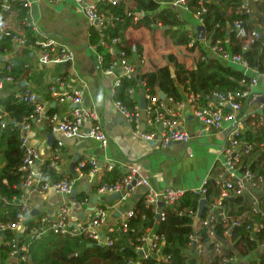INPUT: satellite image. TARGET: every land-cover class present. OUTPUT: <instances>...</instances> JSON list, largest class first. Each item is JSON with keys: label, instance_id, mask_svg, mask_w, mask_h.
<instances>
[{"label": "built area", "instance_id": "2783aa9c", "mask_svg": "<svg viewBox=\"0 0 264 264\" xmlns=\"http://www.w3.org/2000/svg\"><path fill=\"white\" fill-rule=\"evenodd\" d=\"M16 0H5L2 3L3 14L0 15V30L6 35L13 36V39L21 44H27L26 39L21 36L13 35L5 24L4 13L11 9L12 3ZM26 6H29L28 0H21ZM52 3H59L62 0H49ZM101 0H75L80 6L91 26L97 28L104 35L103 29L110 21L105 14L101 13L98 8V2ZM116 2L117 0H106ZM259 0H244L240 6L242 13L251 15L253 12L254 2ZM176 9L183 7L189 9L186 0H173L170 2ZM206 12V9L195 13L202 21L201 14ZM25 23L28 26H35L27 18ZM234 29L237 36L242 40L243 50L247 51L251 45L260 39L261 32L258 29L247 30L244 27L242 20L234 21ZM119 41V38L112 39V43ZM195 40L190 43L194 45ZM104 45L109 48L112 46L102 40ZM30 48L37 49L39 58L42 63H60L67 62L73 59V51L70 47L58 43L54 38L46 37L36 40L34 43L27 44ZM97 63L101 71L106 75L117 74L115 86L118 87L122 78H134L137 74V68L143 63L140 60L138 65L132 64L124 52L116 51L117 57L112 63L102 68L104 57L97 53ZM115 50V48L113 49ZM213 55L217 58L239 65L243 68L247 79H242L241 82L246 85L244 90H215L208 96L204 106H196L195 116L201 127L210 132L227 130V142L221 147L217 163L214 165L213 171L209 174L208 180L205 181L199 189L194 188L186 190L182 188L167 187L163 192L151 187L149 181L144 177H139L138 170L135 167H130L126 175L121 181L116 184H104L98 192L101 193H122V198L119 201H124L134 194H138V188L144 190L141 196L145 197V202L148 206H155L157 214L156 221L165 219V211L159 210L158 207L164 205H174L190 191L199 196L198 206L196 209L185 206L178 210V215L187 216L193 220V231L189 235L188 252L197 259V264H251L259 258V254L264 252V160L258 161V156L264 152V141H250L244 137L246 129H251L254 133L257 128L264 126V114L259 110L251 116L258 119L248 122L249 117L244 114L238 115L244 107L243 100L248 99L251 95V90L248 87L258 83L259 77L264 78V71L260 75H249V71L253 69L249 62L242 54H236L222 46L221 42L211 46ZM12 65L7 67L8 70ZM120 69V71H118ZM14 77L8 73H4L0 66V89L7 83H15ZM53 99L58 103H66L74 105L73 112L69 117H60L58 113L46 115V103L40 98L39 94L30 90L16 91L15 96L20 100L29 102L34 105V113L29 118H25L19 123L21 129V146L24 150V159L22 170L26 173V178L22 182L20 188L23 192L21 202L24 203V214L20 215L18 221L15 222H0L1 233L20 232L27 233L28 239L21 240L13 237L7 242L10 253L16 255L21 260L22 264L27 263L30 256L31 243L34 239H41L48 233L81 235L97 241L101 244L112 245V233L120 227L127 229V221L135 216V207L125 212L124 216L116 223V227L109 226L108 230H104V225L108 221L110 211L116 207L118 202L104 205L96 208L95 215L87 223H72L69 218V209L66 204L60 205L54 216L48 215L31 216L33 210L26 202L25 191L30 188H39L40 191L53 188L56 192L62 195H69L73 191L75 179L66 177L59 180H54L50 172H44L42 169L41 155L39 150L31 142L28 131L31 128L32 122L46 119L53 134H61L64 139L72 138L86 134L84 128L89 129L88 135L100 142L102 146H107L109 138L105 129L101 124V117L95 108L78 106L82 104L84 92L82 89H74L68 91L64 87L52 85L50 88ZM133 94L135 91L130 90ZM194 99H198L197 95H191ZM147 100L144 111L147 113L146 121L149 125H153L159 129L162 145L168 147L172 142L188 143L192 140V136L184 130L179 122L173 118L171 110H163L164 102H162L159 94L145 95ZM115 104L121 114L130 122L135 124V132L146 139H153L158 132H141V112L142 108L136 105L131 109L127 104L120 100H116ZM229 107L231 111H225ZM263 109V106H261ZM1 127H5L9 121V113L2 107L0 108ZM64 141H59L57 149L54 152L53 159L50 160V167L56 169L58 161L61 157V147ZM258 164L257 169H253V164ZM86 163H81L79 169L83 175L82 167ZM92 169L89 173H95L99 170L97 164H91ZM108 169L114 168L113 164L107 165ZM136 180V184L132 185ZM213 182L215 191L210 192L208 183ZM129 186H131L129 188ZM140 194V193H139ZM202 199L206 200L202 214H199V205ZM162 203V205H160ZM260 216V218H256ZM39 217V218H38ZM198 218V222H195ZM35 220L37 225H30V220ZM221 228L220 232L218 228ZM238 227H245V232L251 242L252 248L246 242L241 240L235 230ZM153 227L146 228L142 236L139 238L140 245L137 246V251L143 253L142 258L155 257L156 264H165L171 261V255L164 252L166 245V235L157 233L150 244L152 238L151 231ZM242 237V236H241ZM128 264H136L129 261Z\"/></svg>", "mask_w": 264, "mask_h": 264}, {"label": "crops", "instance_id": "0c3cea01", "mask_svg": "<svg viewBox=\"0 0 264 264\" xmlns=\"http://www.w3.org/2000/svg\"><path fill=\"white\" fill-rule=\"evenodd\" d=\"M4 1L0 0V15L3 14L2 3ZM28 2L27 16L22 19L18 7L22 2L12 3L11 9L4 13L6 26L15 33L24 34L27 18L35 26V28L31 26L36 36L34 42L46 37L54 38L58 43L70 47L74 56L67 62L42 63L39 58L40 52L37 49L13 39L11 48L0 54V65L4 66L6 61L23 59L26 73L22 76V80L7 83L0 89V97H7L19 90L30 89L38 93L46 103V112L49 107H53L56 108L60 117H69L74 105L56 102L51 95L50 88L52 85H57L68 91L82 89L84 96L81 106L98 110L101 124L109 138L108 145L104 147L88 135L87 127L84 128L86 134L64 139L61 134L52 133L51 126L46 119L32 123L28 136L40 152L41 163L44 164L53 159L58 142L62 140L64 145L61 147L62 153L56 170L64 176L75 179L71 194L62 195V197L53 188L45 191H40L39 188L26 190L24 196L26 202L33 211H39L36 216L43 214L52 217L60 205L66 204L72 223L88 222L95 215L96 208L118 202L108 217L109 226L116 227L117 221L124 216L125 212L135 207L138 197L136 193L124 201L108 202L107 198L114 194L98 192L97 188L103 180L105 171L110 170L107 167L109 164H113L114 168L117 167L123 174H126L130 167L137 168L139 177L146 178L151 187L156 190L167 187L186 190L202 187L217 163L221 147L227 142L228 131L210 132L201 127L195 116V109L196 106H204L206 102L200 100V95H197L198 99H194L191 96L195 95L194 93L185 94L183 101H174L166 96L162 97L160 90L157 93L164 102L163 110H171L173 118L191 134L190 142H172L168 147H164L159 129L148 124L147 113L144 109L141 112V132L155 131L158 133L153 139L142 137L135 132V124L128 121L115 104L117 74L106 75L99 68L97 55L93 49L95 44L91 43L90 29L92 26L75 0H62L59 3H52L49 0H28ZM163 4L167 5V2ZM254 6L250 22L259 30L263 27L260 18L264 13L256 8L255 3ZM176 10L180 18L185 21L183 28L195 35L194 40L195 42L198 40L199 44L176 45L165 33L168 27L159 24H155L153 28H130L126 34L127 38L133 42L135 48L136 45L142 47L141 60L143 63L141 65L139 63L138 67L140 66L143 71L154 70L166 65L174 70V66L169 63L168 59L171 54L190 69L197 67V62L203 54L215 57L211 51L212 43L206 37V31L205 39H198L199 28L204 27L202 21L189 9L178 7ZM196 19L200 20V24H196ZM260 32L263 34L264 30ZM1 34L3 32L0 30ZM249 75L258 76L260 72L251 69ZM248 88L251 90V95L243 100L244 107L242 112L238 113L246 117L256 114L259 110L263 112L261 106H264V78L259 77L258 83ZM137 100L138 103L134 106L139 105L141 108L140 93ZM225 111H231V109L226 107ZM81 163L97 164L99 170L89 173L90 171L85 172L82 169L83 175H81L79 169ZM185 164L188 167L192 166V169L188 170V167L186 169ZM143 190L139 187L138 194L141 195ZM13 237L26 240L28 234L17 232ZM0 264H22L18 256L10 253L5 234L0 236Z\"/></svg>", "mask_w": 264, "mask_h": 264}, {"label": "trees", "instance_id": "16d2710c", "mask_svg": "<svg viewBox=\"0 0 264 264\" xmlns=\"http://www.w3.org/2000/svg\"><path fill=\"white\" fill-rule=\"evenodd\" d=\"M22 2L18 5L20 18H24L28 13V6ZM173 0H117L110 2L101 0L98 2L99 11L110 18L109 23L101 32L91 27V43L95 44L97 53L104 57L102 68L108 67L116 59V51L124 52V56L129 61L138 65L142 59V47L136 45L127 38V31L130 28L148 27L153 28L155 24L167 26L165 33L170 36L176 45H188L194 39L188 29L183 28L185 21L179 16V12L170 3ZM244 0H186L189 10L196 13L203 8L206 12L201 14L202 23L206 31L207 39L213 44L221 42L222 46L233 53L242 54L253 69L259 72L264 71V34L254 42L250 49L243 50L242 40L237 36L234 29V21L242 20L247 30L255 29L250 22L251 15L242 13L239 9ZM167 2V5L163 4ZM256 7L264 13V0L254 2ZM142 13V15H140ZM24 34L13 32V35L23 36L27 44L34 42L36 36L31 26H24ZM119 38V41L112 43V39ZM104 40L112 47L102 43ZM13 43V36L0 35V54L9 48ZM195 45L199 41L194 42ZM115 48V50H113ZM206 53V52H205ZM137 56V57H136ZM169 63L174 66L175 74L172 75L169 65L155 68L150 71H143L140 66L137 68L139 78H122V81L114 97L127 104L131 109L138 103L137 96L140 90L144 95L157 94L162 91L167 98L174 101H183L184 95L194 93L200 95V100L207 102L208 96L215 90H244L246 85L241 82L247 79L241 67L222 60L221 58L211 57L203 54L197 62L195 69H190L177 60L174 55L168 56ZM12 65L10 70L7 69ZM23 59L6 61L1 66L4 73L14 77L16 81L23 79L26 73ZM135 91V95L130 90ZM15 93L7 97H0V108L2 107L9 113V121L5 127H1L0 120V222L18 221L20 215L24 214L21 196L23 192L20 188L26 178V173L22 170L24 150L21 146V123L26 117L29 118L34 113V105L20 100ZM264 114V106H263ZM56 113V108L49 107L46 115ZM258 119L249 117L248 122ZM33 123V120L30 119ZM244 137L250 141H264V126L258 127L254 133L251 129H246ZM264 160V152L258 156V161ZM50 160L42 165L44 172H50L54 180L63 179L64 176L49 165ZM258 164H253L252 168L257 169ZM85 172L92 169L91 164L82 167ZM126 174L119 171L117 167L106 170L103 180L97 190L104 184H116L123 179ZM209 191H215L213 182L208 183ZM199 196L188 191L174 205H162L165 211V219L156 221L157 214L155 206H148L145 197L137 198L135 205V216L127 221V229L120 227L112 233L114 242L112 245L98 243L84 234H56L48 233L43 238L34 239L31 243L30 258L24 264H128L133 261L136 264H156L155 257L142 258L137 251L140 245L139 238L146 228L155 227L159 223L158 233L166 235V245L164 252L171 255V261L165 264H197L198 261L187 250L189 235L193 231V220L187 216L178 215V210L188 206L196 209ZM40 217V216H39ZM38 217V218H39ZM256 218H260L257 216ZM29 224L37 225L35 220H30ZM221 232L222 229L219 227ZM235 236L248 245H253L245 232V227H238ZM7 242L14 236L13 232L5 233ZM242 236V237H241ZM21 240H25L21 238ZM243 264V263H241ZM251 264H264V252L259 254V258Z\"/></svg>", "mask_w": 264, "mask_h": 264}, {"label": "water", "instance_id": "95a60500", "mask_svg": "<svg viewBox=\"0 0 264 264\" xmlns=\"http://www.w3.org/2000/svg\"><path fill=\"white\" fill-rule=\"evenodd\" d=\"M198 39H205V28L204 27H200L199 28V31H198ZM172 70V75H174V70L173 69H171ZM137 78H139V76L137 75ZM22 85L24 84V83H21ZM140 95H141V101H140V105H141V108L142 109H145L146 108V104H147V100H146V98H145V95H144V93H143V90H140ZM161 96L162 97H165L166 95H165V93H163V92H161ZM78 106H81V104L80 105H78ZM87 133H89V129H87ZM136 180H134L133 181V183H132V185H135L136 184ZM131 186H129V188H130ZM136 197H141V195L140 194H136ZM122 198V193L121 192H118V193H116V194H114V195H112L111 197H109V198H107V201L108 202H111V201H113V200H120ZM205 203H206V200L205 199H202L201 201H200V205H199V214L201 215L202 214V211H203V209H204V206H205ZM160 205H162V203H160ZM39 214V211L38 210H34L33 212H32V214H31V216H29V218L30 217H32V216H36V215H38ZM2 234H4V233H1V235ZM143 253L141 252V255H142Z\"/></svg>", "mask_w": 264, "mask_h": 264}, {"label": "rangeland", "instance_id": "374dc122", "mask_svg": "<svg viewBox=\"0 0 264 264\" xmlns=\"http://www.w3.org/2000/svg\"><path fill=\"white\" fill-rule=\"evenodd\" d=\"M256 8H257V7H256ZM254 9H255V6L253 7V11H254ZM257 9L259 10V8H257ZM260 21H261L263 27L260 28L259 31H260V30H264V15L261 16ZM196 24H200V20H199V19H196ZM263 34H264V33H263ZM260 99L262 100L263 98H260ZM191 158L193 159L194 157H191ZM185 167H186V169H187L188 166L185 164ZM191 167H192V166H191ZM191 167H188V170H191V169H192ZM160 192H163V189H160ZM58 195H59L60 197H62V194L59 193ZM158 209H159V210H163V207H158ZM88 221H89V220H88ZM84 222H87V221H81V223H84ZM195 222H198V218H195ZM109 224H110V222L108 221V222L106 223V225H104L103 228H104L105 231L108 230ZM158 228H159V223H156L155 227H154V228L152 229V231H151L152 238H150V240H149L150 244L153 243V239H154L155 235L158 233Z\"/></svg>", "mask_w": 264, "mask_h": 264}]
</instances>
